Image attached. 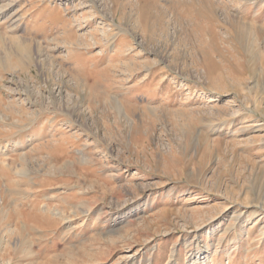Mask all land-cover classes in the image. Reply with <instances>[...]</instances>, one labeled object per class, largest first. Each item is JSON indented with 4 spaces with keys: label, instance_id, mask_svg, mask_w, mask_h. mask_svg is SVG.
<instances>
[{
    "label": "rangeland",
    "instance_id": "374dc122",
    "mask_svg": "<svg viewBox=\"0 0 264 264\" xmlns=\"http://www.w3.org/2000/svg\"><path fill=\"white\" fill-rule=\"evenodd\" d=\"M3 13L0 264H264V0Z\"/></svg>",
    "mask_w": 264,
    "mask_h": 264
},
{
    "label": "bare ground",
    "instance_id": "6f19581e",
    "mask_svg": "<svg viewBox=\"0 0 264 264\" xmlns=\"http://www.w3.org/2000/svg\"><path fill=\"white\" fill-rule=\"evenodd\" d=\"M12 4H13V3H12ZM12 4H11V5H12ZM7 5H8V4H7ZM4 7H5V6H4ZM2 9H3V8H2ZM4 9H5V10H6V9H9V7L4 8ZM4 14H5V13L0 14V17H1L2 15H4ZM10 16H12L14 22H16L15 20H18V17L15 19L16 16H15V14H13V12L10 14ZM10 16H9V17H10ZM11 21H12V20H11ZM21 171H22V170H21ZM7 177H8V176H7ZM5 178H6V177H5ZM8 183H9V182H8ZM10 183H11V182H10ZM12 183H13V182H12ZM233 220H235V219H233Z\"/></svg>",
    "mask_w": 264,
    "mask_h": 264
}]
</instances>
